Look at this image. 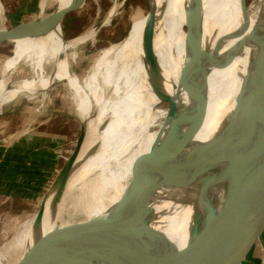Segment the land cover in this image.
<instances>
[{
  "label": "bare ground",
  "instance_id": "1",
  "mask_svg": "<svg viewBox=\"0 0 264 264\" xmlns=\"http://www.w3.org/2000/svg\"><path fill=\"white\" fill-rule=\"evenodd\" d=\"M44 1L60 11L78 0ZM244 2L156 0L155 74L145 60L147 16L139 13H133L131 34L104 49L90 72L82 77L71 70V59L76 55L71 57L69 51L94 38L98 29L67 41L61 25L56 24L32 31L29 37L12 43V55L0 70V112L23 93L33 96L64 81L78 103L87 138L62 204L57 211L53 210L55 192H51L44 200L40 227H35V213L9 248L19 245L26 251L38 235L65 224L61 217L66 211L89 219L114 208L129 188L134 161L158 146L169 133L178 130L183 135L202 95L208 100L207 115L191 145L210 142L218 134L236 106L260 48L259 31L264 30V0L260 18L258 11L249 17ZM2 7L0 2V11ZM188 26L193 31L194 46L187 40ZM197 50L199 53L186 67V60ZM22 62L28 64L33 76L9 85L12 72ZM181 77L185 79L183 85ZM165 97L173 103L171 112L157 110L161 103H166ZM94 111L96 115L92 116ZM156 125L159 130L151 132ZM229 166L234 174L250 170L257 179H264V124L255 125L240 138ZM229 188L226 180H215L207 174L200 183L186 189H164L151 205L152 226L182 248L189 240L193 224L204 222L210 209H221ZM69 200L72 207L67 210Z\"/></svg>",
  "mask_w": 264,
  "mask_h": 264
},
{
  "label": "water",
  "instance_id": "2",
  "mask_svg": "<svg viewBox=\"0 0 264 264\" xmlns=\"http://www.w3.org/2000/svg\"><path fill=\"white\" fill-rule=\"evenodd\" d=\"M85 1L78 0L44 18L0 29V46L29 37L32 31L61 25L64 18L79 11ZM262 7L263 0L258 9L259 18ZM154 28L155 13L149 0L144 42L145 60L153 74L157 72ZM187 40L194 46L190 26ZM258 40L260 48L236 106L210 142L191 145L207 115L208 100L202 95L183 135H179L178 130L169 133L158 146L134 161L129 188L114 208L94 218L83 217L55 226L38 235L22 258L13 264H245L264 237V179H257L250 170L234 174L229 163L240 138L255 125L264 124V30L259 31ZM198 53L197 50L186 60V67ZM180 82L183 85L185 79L181 77ZM165 101L168 111L174 110L171 99L165 97ZM86 138L87 128L83 125L72 155L49 191V194L55 192V211L62 204L67 185L79 165ZM207 174L230 184L228 196L221 209H210L204 222L193 224L187 244L178 248L152 226V202L160 191L186 189L200 183ZM44 200L37 212V228L45 211Z\"/></svg>",
  "mask_w": 264,
  "mask_h": 264
},
{
  "label": "rangeland",
  "instance_id": "3",
  "mask_svg": "<svg viewBox=\"0 0 264 264\" xmlns=\"http://www.w3.org/2000/svg\"><path fill=\"white\" fill-rule=\"evenodd\" d=\"M43 1L0 0L4 9L0 11V29H10L46 17L55 7L49 1ZM260 3L261 0H245L249 17L258 11ZM152 4L154 8L156 0ZM112 10L115 13L110 17ZM148 11L149 0H86L79 11L67 15L61 23L67 41L98 29L94 38L69 51L71 57L74 53L76 55L71 59V70L80 77L90 72L104 49L131 34L132 16L136 13L147 16ZM12 50L13 44L0 46V70L5 59L12 55ZM12 74L9 79L12 86L33 76L25 62ZM63 82H55L33 96L23 93L16 98L18 102L13 100L0 112V246L3 250L0 264H13L24 255L25 251L19 245L8 246L17 241L19 233L36 216L59 172L72 155L84 125L77 110L78 103ZM167 107L163 102L157 110L164 111ZM158 130L156 125L151 132ZM22 140L23 145H19ZM65 207L70 210L72 200L67 201ZM82 218L66 211L61 222L72 223ZM8 249L9 253L6 252Z\"/></svg>",
  "mask_w": 264,
  "mask_h": 264
},
{
  "label": "crops",
  "instance_id": "4",
  "mask_svg": "<svg viewBox=\"0 0 264 264\" xmlns=\"http://www.w3.org/2000/svg\"><path fill=\"white\" fill-rule=\"evenodd\" d=\"M18 139H19L18 141H20V137ZM19 145H23V140L21 141V143ZM21 160H22V158H21ZM23 169H21V170H23ZM263 251H264V237L262 238L260 243L257 245V247L253 251L251 257L249 258V260L245 264H260V260H261V256L263 254Z\"/></svg>",
  "mask_w": 264,
  "mask_h": 264
},
{
  "label": "built area",
  "instance_id": "5",
  "mask_svg": "<svg viewBox=\"0 0 264 264\" xmlns=\"http://www.w3.org/2000/svg\"><path fill=\"white\" fill-rule=\"evenodd\" d=\"M260 264H264V251H263V254L261 256Z\"/></svg>",
  "mask_w": 264,
  "mask_h": 264
}]
</instances>
